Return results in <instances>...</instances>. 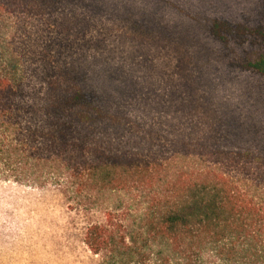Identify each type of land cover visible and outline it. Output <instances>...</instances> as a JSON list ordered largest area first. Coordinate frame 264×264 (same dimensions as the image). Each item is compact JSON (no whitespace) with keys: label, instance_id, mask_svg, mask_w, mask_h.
I'll list each match as a JSON object with an SVG mask.
<instances>
[{"label":"trees","instance_id":"1","mask_svg":"<svg viewBox=\"0 0 264 264\" xmlns=\"http://www.w3.org/2000/svg\"><path fill=\"white\" fill-rule=\"evenodd\" d=\"M78 4L123 42L172 52L175 78L129 52L61 50L34 55L41 81L27 85L0 36V160L20 146L65 165L79 192L142 195L137 228L111 214L88 226L103 264H264V0H0V18ZM60 24L87 38L78 14Z\"/></svg>","mask_w":264,"mask_h":264},{"label":"rangeland","instance_id":"2","mask_svg":"<svg viewBox=\"0 0 264 264\" xmlns=\"http://www.w3.org/2000/svg\"><path fill=\"white\" fill-rule=\"evenodd\" d=\"M70 13L88 22L84 41H73L63 31L60 22ZM0 27V36L9 39L10 48L23 58L18 76L27 85L41 81L34 73L41 63L32 59L44 51L129 52L137 60L149 57L153 61L143 70L150 71L153 64V70L175 75L177 59L172 52L123 42L116 21L85 5L49 16L6 15L0 18ZM63 36L64 40H57ZM18 147L12 166L0 160V264H103L102 256L85 243L88 226L105 222L109 214L131 228L141 224L147 205L139 193L111 188L79 192L65 165L23 159L25 150ZM174 164L204 166L198 159H179Z\"/></svg>","mask_w":264,"mask_h":264}]
</instances>
